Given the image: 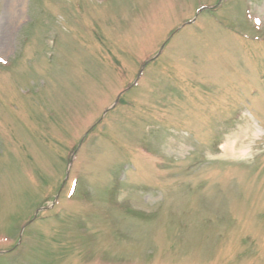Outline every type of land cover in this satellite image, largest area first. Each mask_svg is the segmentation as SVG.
Masks as SVG:
<instances>
[{"label":"rangeland","instance_id":"obj_1","mask_svg":"<svg viewBox=\"0 0 264 264\" xmlns=\"http://www.w3.org/2000/svg\"><path fill=\"white\" fill-rule=\"evenodd\" d=\"M0 264H264V0H0Z\"/></svg>","mask_w":264,"mask_h":264},{"label":"bare ground","instance_id":"obj_2","mask_svg":"<svg viewBox=\"0 0 264 264\" xmlns=\"http://www.w3.org/2000/svg\"><path fill=\"white\" fill-rule=\"evenodd\" d=\"M225 150H230V148H228V147H225Z\"/></svg>","mask_w":264,"mask_h":264}]
</instances>
